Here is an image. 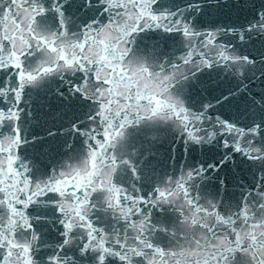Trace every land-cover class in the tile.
Returning a JSON list of instances; mask_svg holds the SVG:
<instances>
[{
    "label": "snow or ice",
    "instance_id": "obj_1",
    "mask_svg": "<svg viewBox=\"0 0 264 264\" xmlns=\"http://www.w3.org/2000/svg\"><path fill=\"white\" fill-rule=\"evenodd\" d=\"M64 73L91 105L83 154L34 170L24 91ZM172 140L184 161L161 174ZM217 149L264 169V0H0V264H180L177 242L264 264V171L228 188L190 159Z\"/></svg>",
    "mask_w": 264,
    "mask_h": 264
},
{
    "label": "clouds",
    "instance_id": "obj_2",
    "mask_svg": "<svg viewBox=\"0 0 264 264\" xmlns=\"http://www.w3.org/2000/svg\"><path fill=\"white\" fill-rule=\"evenodd\" d=\"M172 247L177 251L178 256L175 258L169 257V260L179 259L180 264H195V260L197 259V255L194 254V252H195V246L194 245H191V247L193 248V252L187 251V249L190 247V245L188 243H184V242H177V243L173 244ZM181 250H183V255H179Z\"/></svg>",
    "mask_w": 264,
    "mask_h": 264
}]
</instances>
